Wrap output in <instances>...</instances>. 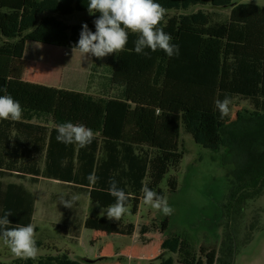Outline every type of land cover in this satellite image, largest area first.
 <instances>
[{"label": "trees", "instance_id": "1", "mask_svg": "<svg viewBox=\"0 0 264 264\" xmlns=\"http://www.w3.org/2000/svg\"><path fill=\"white\" fill-rule=\"evenodd\" d=\"M156 2L167 9L161 27L171 35V43L179 45V56L170 58L163 50L150 49L145 50L150 58L139 55L134 51L137 36L129 33L124 51L115 57L110 89L117 93L110 98L10 78L12 58L24 55L28 35L40 25L41 18L88 12V0H0V13L27 12L17 21L8 22L0 16V21L5 20L3 32L7 34L0 43V95L5 94L2 89L6 87L23 108L21 120H0V217L11 211L10 227L33 224L36 197L24 182L37 185L42 178L67 183L71 189L67 199L73 194L84 195L102 208L115 203L108 192L109 180L115 179L118 187L129 194L127 206L137 215L143 204L142 187L147 185L165 196L161 183L184 159L180 144L183 115L212 116L216 144L221 141L220 126H230L223 142L244 156L233 175L232 201L245 203L263 194L264 7L236 4L233 0ZM200 6L230 12L225 21L217 20L212 12H190ZM96 19L93 16L71 27L69 49L77 44L84 23L95 32ZM226 96L231 103L236 99L248 101L255 115H241L236 121L230 114L221 118L215 101ZM249 118H254V123H249ZM68 121L94 131L90 145L81 148L57 141V124ZM93 172L98 177L95 184L87 179ZM8 178H15L17 183H7ZM168 185L176 191V178L171 177ZM69 210L66 207L64 211L63 226L71 221ZM70 225L74 236L79 237L82 223L76 220ZM83 226L108 235L131 237L135 232L134 224L106 217H87ZM167 228L165 221L161 234ZM229 245L221 249L220 258L219 250L201 248L198 252L182 236H167L161 239L158 260L160 264H198L217 257L218 264H232L234 237L230 236ZM93 262L96 261L74 259L69 251L57 250L55 255L17 259L12 264Z\"/></svg>", "mask_w": 264, "mask_h": 264}, {"label": "rangeland", "instance_id": "2", "mask_svg": "<svg viewBox=\"0 0 264 264\" xmlns=\"http://www.w3.org/2000/svg\"><path fill=\"white\" fill-rule=\"evenodd\" d=\"M233 2L264 7V0H233ZM26 9H30L29 4ZM198 10L214 12L219 21H225L229 15L228 9H217L212 6L195 7L190 12ZM8 13V11L1 12V18L13 20L19 16V12ZM93 16L98 18L99 13L90 15L88 12H76L72 16L63 18L66 22L62 27L67 28L70 24H77ZM43 17L48 18V16ZM5 20L0 21V43L7 39L6 32H3ZM46 25H50L54 31L61 29L50 22ZM42 27L29 34L40 32ZM57 34L53 32V37L57 38ZM58 42L61 46H66V41H62V38ZM69 51L70 53L60 54L62 61L59 63L54 57L47 56L48 64L57 69L53 73L43 74L50 75L48 78L56 88L68 90L72 88L89 93L91 96H101L104 91L110 90V77L114 69L116 53L98 59L94 56L84 58L79 51L74 53L73 50ZM24 59V56L12 58L11 79L54 86L44 81L43 74L41 76L43 69L50 68L45 61L41 65L35 62L36 65ZM67 64L70 67L76 64L77 70L69 71ZM255 113L248 101L236 99L230 104L232 121L238 120L241 115L251 117ZM182 117L180 144L185 154L184 159L176 170L170 171L160 185L169 205L174 209L170 216H165L144 203L138 215H133L131 208L128 207L129 212L122 220L124 224L137 226V235L133 240H115L114 236H105L102 232L83 227L81 239L75 245L57 227L64 208L59 200L68 196V188L62 184H53L54 181L42 182L36 186L27 183L30 191L37 197L36 239L38 243L43 244L39 248L37 257L55 255L57 250H60L69 251L74 259L96 261L88 264H160L158 256L161 253V239L178 235L189 240L198 252L201 248L219 250L221 258L223 250L230 246L231 236L234 237L233 264H264V191L262 195L245 203L231 200L233 175L237 167L243 163L244 156L237 148L226 147L223 142L227 139V130L230 126H220L218 136L221 141L216 144L217 132L212 116L183 115ZM248 120L249 123H254V118ZM171 177L177 180L176 191H171L169 188ZM79 201L80 219L106 217V214L102 216L101 213L102 209L106 208L93 203L88 197L80 196ZM165 221H168V228L164 234H161ZM117 251L121 252L120 255H116ZM170 256L174 255L167 254V257ZM17 259L20 258L14 256L0 240V262L12 264ZM202 264H218V259L211 258Z\"/></svg>", "mask_w": 264, "mask_h": 264}, {"label": "clouds", "instance_id": "3", "mask_svg": "<svg viewBox=\"0 0 264 264\" xmlns=\"http://www.w3.org/2000/svg\"><path fill=\"white\" fill-rule=\"evenodd\" d=\"M87 9L90 15L99 13V17L94 21L95 32L84 23L73 53L79 51L84 58L94 56L102 59L124 51L129 33H133L137 36L134 41V51L137 54L150 58V53L145 51L150 49L151 52L163 50L170 58L179 56V45L171 43V35L165 33L161 27L167 9L156 0H88ZM2 91L5 94L0 95V120H21V104L7 93L6 87ZM230 104L231 99L227 96L223 100L215 101L221 118L230 114ZM56 131L58 142L66 145L76 144L81 148L90 145L95 138L91 128L70 121L57 124ZM87 179L91 184H95L98 177L93 172ZM109 185L108 192L115 198V203L102 209L101 213L102 216L106 214L109 221L119 222L129 212L127 201L130 197L118 187L115 179H110ZM141 191L145 205L165 216L173 213L174 209L165 196L151 190L147 185H144ZM79 199V194H73L70 199L61 197L59 202L72 209ZM11 214V211H7L0 217V240L14 256L23 260H35L39 253L35 226L29 223L26 226L10 227L8 217Z\"/></svg>", "mask_w": 264, "mask_h": 264}, {"label": "crops", "instance_id": "4", "mask_svg": "<svg viewBox=\"0 0 264 264\" xmlns=\"http://www.w3.org/2000/svg\"><path fill=\"white\" fill-rule=\"evenodd\" d=\"M240 4V3H239ZM9 13L8 14H13L12 12H14V11H8ZM211 12V11H210ZM224 12H227V11H224ZM230 12V11H229ZM229 12H227V14L229 13ZM27 12L26 11H23V12H21V13H19V18L23 15V14H26ZM212 13H214V12H212ZM1 14V13H0ZM44 16H48V18H46V17H42L41 18V22H40V25L36 28V29H34L35 31L39 28V27H41V26H43L42 28H41V30H40V32H35V33H33L32 35H28L29 37H28V41L29 42H27V46H26V50H25V53H24V60L26 61L27 59H28V61H31V62H33L34 64H40L41 65V63L42 62H46L47 63V65L48 66H50V68H47V69H43L42 70V73H41V76H43L44 77V81L46 82V83H48V84H50L51 83V80H49V78H48V76H50V75H45V74H43V73H53V72H55V70L57 69H55V67L53 66V65H50V64H48V58H47V56L49 55L50 57L52 56V57H54V59H56L57 61H58V63L59 62H61L62 61V58H60V54H63V53H65V52H69L70 53V51L69 50H71V49H69L68 48V40H69V36H70V30H71V27L74 25V24H70L69 25V27H67V28H63L62 26H63V24L66 22V20H64L63 18H61V17H54V16H49V15H44ZM90 18H92V17H90ZM59 19V20H58ZM90 19H88V20H85V19H83L82 21H89ZM8 22L10 21V19H8L7 20ZM13 21H17V17H15L14 19H13ZM48 22H50V23H52V24H54L55 26L57 25L58 27H60L61 29H60V31H58V30H55L54 31V29L52 30V28L50 27V25H46V23H48ZM57 29V28H56ZM56 31H58V32H56ZM64 31V32H63ZM53 32H54V34L56 35V33H58L57 34V38H54L53 37ZM61 35H65L64 37L63 36H61ZM62 38V41H66V46L64 45V46H61V44L58 42L61 38ZM54 40H57V42H54ZM43 56V58H41ZM34 60V61H33ZM36 62V63H35ZM36 64V65H37ZM68 65V64H67ZM68 70L70 71V70H73V71H76L77 70V65L75 64L73 67H70L69 65H68ZM67 70V71H68ZM43 74V75H42ZM47 78H48V80H47ZM51 79V78H50ZM35 84V83H34ZM51 84H53V83H51ZM40 85V84H39ZM54 85V84H53ZM43 86H45V85H43ZM56 85H54L53 86V88H56L55 87ZM47 87H51V86H47ZM57 89H63V88H57ZM65 90H68V89H65ZM69 91H76V92H81V91H77V90H75V89H72V88H70L69 89ZM81 93H85V94H89V93H86V92H81ZM110 97V98H115L116 97V95H115V93H114V89H110L109 91H104V93L100 96V97ZM51 181H54V183L53 184H62V185H65L67 188H68V190H69V192H68V195L70 194V192H71V189H70V187L68 186V184L67 183H65V182H61V181H58V180H53V179H44V178H42V179H40V182L37 184V185H39L40 183H42V182H48V183H51ZM6 182L7 183H17V180L15 179V178H8V179H6ZM24 184H25V186L30 190V187L29 186H27V182H24ZM29 184V183H28ZM32 186H36V185H32ZM80 196H84V195H80ZM36 197V196H35ZM65 199H67V196L65 197ZM36 208H37V197H36V203H35V210H34V218H33V225L35 226V221H36V219H35V215H36ZM65 209H66V207L64 206V208H63V213H62V216H61V220H60V224H58L57 225V227L59 228V229H61V227H64L63 229L64 230H61V231H63V234H64V236L66 237V238H68V240L71 242V243H73V244H75V245H77L78 243H79V241H80V239H81V234H82V229H83V224H84V222H85V220H86V218L84 219V220H82V219H80L79 218V215H80V213H81V203H80V201H77L74 205H73V208L71 209V210H69L68 211V213H70L71 212V221H66V225L65 226H63L61 223H62V221H63V217H64V211H65ZM139 212H140V210H139ZM139 214V213H138ZM137 214V215H138ZM80 221L81 223H82V227H81V230H80V234H79V237H75L74 235L75 234H73V229H72V227H71V225H70V223H72V222H74V221ZM62 225V226H61ZM36 228V230L35 231H38V228L37 227H35ZM137 231H138V228H137V226L135 225V232H134V234H133V236H131V237H127V236H121V235H108V234H106V233H104V235L105 236H114V238H115V240H133L135 237H136V235H137ZM97 232V231H96ZM103 233V232H102ZM118 252V251H117ZM121 253V252H120ZM120 253L118 252V253H116V255H120ZM123 255V254H122ZM206 260H201V261H199L198 262V264H202L203 262H205ZM101 262H103V261H101Z\"/></svg>", "mask_w": 264, "mask_h": 264}, {"label": "water", "instance_id": "5", "mask_svg": "<svg viewBox=\"0 0 264 264\" xmlns=\"http://www.w3.org/2000/svg\"><path fill=\"white\" fill-rule=\"evenodd\" d=\"M233 263H234V261H233ZM233 263H232V264H233Z\"/></svg>", "mask_w": 264, "mask_h": 264}]
</instances>
